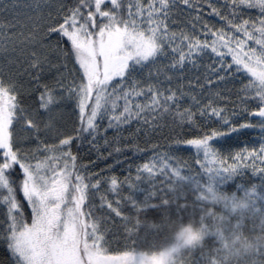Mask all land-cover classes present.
<instances>
[{"label": "snow or ice", "instance_id": "snow-or-ice-1", "mask_svg": "<svg viewBox=\"0 0 264 264\" xmlns=\"http://www.w3.org/2000/svg\"><path fill=\"white\" fill-rule=\"evenodd\" d=\"M249 216L264 0H0V264H264Z\"/></svg>", "mask_w": 264, "mask_h": 264}, {"label": "trees", "instance_id": "trees-1", "mask_svg": "<svg viewBox=\"0 0 264 264\" xmlns=\"http://www.w3.org/2000/svg\"><path fill=\"white\" fill-rule=\"evenodd\" d=\"M119 171V170H118ZM243 234L245 238L255 241L257 237L264 236V227L261 226L259 217H247L243 221ZM260 258L255 256H244L238 262L234 261L233 264H254ZM177 264H185V257L181 256Z\"/></svg>", "mask_w": 264, "mask_h": 264}]
</instances>
